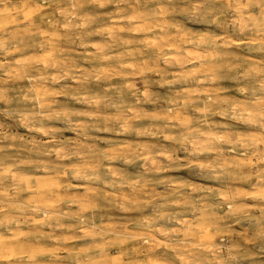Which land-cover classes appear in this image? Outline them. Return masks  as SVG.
<instances>
[{
  "label": "clouds",
  "instance_id": "1",
  "mask_svg": "<svg viewBox=\"0 0 264 264\" xmlns=\"http://www.w3.org/2000/svg\"><path fill=\"white\" fill-rule=\"evenodd\" d=\"M0 264H264V0H0Z\"/></svg>",
  "mask_w": 264,
  "mask_h": 264
}]
</instances>
